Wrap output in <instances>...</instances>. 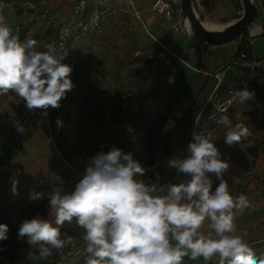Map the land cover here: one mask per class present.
<instances>
[{"label": "crops", "instance_id": "1", "mask_svg": "<svg viewBox=\"0 0 264 264\" xmlns=\"http://www.w3.org/2000/svg\"><path fill=\"white\" fill-rule=\"evenodd\" d=\"M39 1L36 0L39 6L52 10L60 21H69L74 10L75 0ZM155 1L112 0L115 13L104 22L106 36L96 39L90 51L87 37L77 43L80 63L96 65L97 71L91 77H77L75 87L62 101L61 111L34 119L23 137L21 150L7 165L0 164V213L11 217L13 225L36 216L54 220L49 216L47 199L30 200V193L53 189L73 191L88 164L87 159L78 155L84 153L92 157L100 152L103 142L110 140L116 141L113 147L136 157L154 150L160 156L159 166L172 173L156 184L179 183L187 178L182 179L181 174L169 167L168 160L188 155L187 145L193 131L211 133L222 158L230 161L224 179L235 181L245 170L257 173V179L245 194L252 207L237 214L235 223L237 234L250 244L255 256L264 255V196L261 195L264 190V37L251 35V27L245 34L251 60H259L254 64L251 77H256L260 90L255 91L256 88L251 86L252 100L245 101L230 113L233 125L244 124L251 135L229 146L224 142L226 129L223 125L208 123L213 112L208 100L217 86L213 75L221 72L222 65L234 56L235 51L228 46L237 42L222 47L201 45L185 30L184 24L183 32L160 34L158 15L151 11ZM0 3L5 5L0 9V16L9 25L13 20L14 26L21 28L19 37L22 41L39 39L50 30L42 19L25 17L22 5L16 7L18 16L13 15L11 19L7 13V0H0ZM27 10L32 12L29 6ZM154 39L171 54V68L175 72L173 85L161 98L153 95L152 64L143 55L144 50L158 46ZM85 55H91V59L86 61ZM224 88L222 84V97H225ZM15 97L11 92L0 95V146L11 134L16 113L14 110L11 113L8 108L14 105ZM57 118L63 121L62 127L57 126ZM111 148L101 151L107 152ZM13 178L19 181L15 196L11 194ZM213 181L214 190L218 181ZM204 230H208L207 222ZM61 232L74 239L82 238L83 234L75 221L72 224L66 222ZM69 246L53 250L48 262L65 263L64 254ZM38 256V247L19 243L14 259L16 264H39L43 261ZM218 260L214 257L207 264H218ZM184 264H205V261L185 257Z\"/></svg>", "mask_w": 264, "mask_h": 264}, {"label": "clouds", "instance_id": "2", "mask_svg": "<svg viewBox=\"0 0 264 264\" xmlns=\"http://www.w3.org/2000/svg\"><path fill=\"white\" fill-rule=\"evenodd\" d=\"M4 6L0 3V9ZM67 55L55 42L22 41L0 16V95L11 92L29 111L41 109L46 116L75 87L73 67L63 62ZM253 97L247 87L238 88L233 90L232 101L244 103ZM56 123L63 126L60 118ZM217 123L226 129L224 142L229 146L251 135L247 126L233 125L227 115H221ZM16 128L25 132L19 123ZM187 153L185 158L167 162L187 179L168 184L146 183L142 179L145 166L132 153L117 147L96 153L73 191L30 193V200L47 199L54 220L24 219L18 239L38 247V258L47 259L53 250L76 243L61 232L66 222L75 221L83 230L85 264H184L185 257L203 258L205 264L214 257L219 258L218 264H264L237 234V214L252 204L246 195L231 193L224 179L230 161L222 158L212 134L193 131ZM213 176L218 181L214 190ZM18 183L16 178L11 181L14 196ZM8 231L7 224H0V241L8 238Z\"/></svg>", "mask_w": 264, "mask_h": 264}, {"label": "built area", "instance_id": "3", "mask_svg": "<svg viewBox=\"0 0 264 264\" xmlns=\"http://www.w3.org/2000/svg\"><path fill=\"white\" fill-rule=\"evenodd\" d=\"M251 1L257 9V20L260 21L262 30L264 31V0ZM111 3L112 0H76L73 13L68 23L64 25H61L54 20L47 9L38 10L30 3L28 4L29 9L35 14H39L40 18L55 31V44L57 47L60 48L62 46V50L68 52V55L63 62L73 67V72L71 74L73 82L77 76L81 74H90L97 71V68H94L92 65H84L79 62L76 45L83 38L103 33L104 21L107 17L115 13L114 9L111 7ZM151 11L158 15L157 30L160 34H163L166 31L183 32V22L181 21V0H156ZM157 45L158 46L156 47L144 50L143 55L152 64V73L156 78L157 84L155 94L157 97L161 98L168 94L169 88L173 85L175 72L171 68V54L159 42H157ZM223 76L224 72L215 75L217 86L211 95L208 104H210L213 109L210 116H215L216 119H210L209 116V124L216 123L221 115H227L229 117L230 113L235 111L238 106L242 104L238 100L232 101L233 91H229L225 98L218 95L217 92L223 83ZM16 103L19 113L15 123L16 125L19 123L24 129L32 119L44 115L43 110L41 109L29 111L25 106V102L20 100L17 96ZM60 109L61 106L57 109L49 108L47 112L48 114L52 111L58 112ZM16 125L14 129V139L18 144L19 138L22 134L17 131ZM233 192L232 194L234 196L244 194L246 192V183L239 185V187L234 189ZM75 241L76 243L71 245L65 253L66 262L62 263L56 261L54 264H80L83 261L85 262L83 240L82 238H76Z\"/></svg>", "mask_w": 264, "mask_h": 264}, {"label": "rangeland", "instance_id": "4", "mask_svg": "<svg viewBox=\"0 0 264 264\" xmlns=\"http://www.w3.org/2000/svg\"><path fill=\"white\" fill-rule=\"evenodd\" d=\"M61 1H63V0H61ZM75 1H74V5H75ZM40 2L43 3V0H40L39 3ZM29 3L32 6L36 7L38 10L47 9L45 7L39 6L37 4L36 0H7V9H8L7 13L10 16V18L12 19L13 15L18 16L19 13H18L16 7L22 5L25 8V10H24L25 11L24 12L25 17L27 16V18H28V16H31L34 19L35 18L39 19L40 18L39 14H35L32 10H31L32 12L30 13L27 10ZM196 4H197V8L199 10L201 17L203 18V22L221 25L222 27H226V26L231 25L232 23H234L235 21L240 19L242 16V13H243L242 5L239 2V0H196ZM47 10L50 12L51 17L54 20H56L58 23H60L61 25L68 23V20L67 21L57 20L55 18L53 11L52 10L50 11L49 9H47ZM20 17H22V13L20 14ZM16 20H17V18H16ZM10 26L13 28L14 34L20 35L21 28L18 27V25H16V24L14 26L13 20H12ZM252 27H251V32H250L251 35H258L259 38L264 37V31L262 30V26H261L260 21L257 20V22H255ZM55 36H56L55 31L50 28V30L45 32L41 38H39V39L34 38V39L41 42L42 44L43 43H51L54 41ZM104 36H106V33H105L104 26H103V33L102 34L92 36V37H95L94 39H88L90 37H87L86 42L88 44L89 51H90V47L95 46L96 39H98L100 37H104ZM245 37H246V35H244L241 43L237 42L234 45L228 46L229 48H233V51H235V53H234V56L232 58L227 59L225 64L223 63L224 65H222V69H221L224 72L222 84L225 85V88H224L225 97L227 96L229 91H233L234 89H238V88L242 89L244 87H247L250 91H253L251 89V86H252V87L256 88V89L254 88L255 91L260 90V85H259V82H257L256 77L255 78L251 77L252 71L255 70L254 64H256L259 60L258 61L251 60V50H250L249 46L247 45V39ZM40 50H43V48H41ZM84 58L86 59V61H88L91 59V55H85ZM82 64L92 65L91 63H82ZM92 66L94 68H97L96 65H92ZM221 72L214 74L213 77H215V75H217ZM91 74L92 73H90V74L84 73V74H81L77 77H81V76L89 77L87 75H90V77H91ZM153 77H154V81H155L154 82V88H153V95H154V97H157L155 94V89H156L157 84H156V78H155L154 74H153ZM220 90H221V88L218 90L217 93L220 97H222L220 94ZM225 97H223V98H225ZM260 100H262V98ZM13 103H14V105L11 104L8 109H10L11 113H13L12 111L14 110V112L16 113L15 118H17L19 110H18V106L16 103V97H15V101L13 99ZM60 111H61V109H60ZM60 111H58V112H60ZM52 112H56V111H52ZM15 118H14L13 125L11 127L10 136L8 138H6V140L4 141V144H2V146H0V164L1 165H7L14 158L15 154H17L21 150V147H22L21 143H22L23 137L25 136V134L27 132V129H28L30 123L36 118L37 119L45 118V115L40 116V117H36V118L31 120V122L25 128V132L20 136L18 144L16 143V141L14 139V129H15V125H16V123H15L16 119ZM105 118L107 119L106 116H105ZM115 144H116V141H114V140L105 141L101 144L100 149L106 150L108 148L113 147ZM80 154L78 155V157L82 158L83 160L87 159L86 161H88V163H89V158L91 156L88 157V155H86L84 153H83V155L82 154L80 155ZM133 158L140 161L145 166L146 173H145V176L142 177V179L146 183H155L156 184V182L158 180L165 179L167 177L169 178V176L172 175V173L170 171L166 172V170H167L166 167H160L159 166L160 156H158L154 150H152L149 154H147L145 156H140V157L133 156ZM85 164H87V163H85ZM181 178L184 179L187 177H185L183 174H181ZM211 178L213 180L215 179L214 176ZM256 179H257V173H255L254 171H250V170L243 171L242 173L239 174V177L235 181H229L228 180V184H229V188H230L231 193L233 192L234 189L238 188L239 185H243L245 183H246V192H247V190L249 189L251 184ZM246 192L244 193V195L246 194ZM261 195L264 196V190L261 192ZM1 216L3 218L8 217V216L3 215V214ZM10 218L11 217H8L9 221H5L3 219L4 221L0 222V224H7L9 226V231L13 227V226H11L13 224H12V221H10ZM20 224H21L20 222H18V223L16 222L15 225H17V229L11 237L10 244H5V245L0 244V249H2V250H0V264H16L14 256L16 255L17 246L19 245V243H23V245L27 244L26 239H24V240L18 239L17 233H18V229H19ZM11 246L15 247V251L13 253L12 252L6 253L5 248L11 247ZM64 256H65V254H64ZM255 258L259 261V260L264 259V255L263 254L260 255L259 259L257 258V256H255ZM42 261H48V258L43 259ZM54 262H56V261H54ZM54 262L51 261L50 263H54Z\"/></svg>", "mask_w": 264, "mask_h": 264}, {"label": "water", "instance_id": "5", "mask_svg": "<svg viewBox=\"0 0 264 264\" xmlns=\"http://www.w3.org/2000/svg\"><path fill=\"white\" fill-rule=\"evenodd\" d=\"M242 5L240 19L221 31H208L203 25V18L199 14L196 0H181V21H187L191 27L193 38L201 45L208 47H222L238 42L257 21V9L251 0H239Z\"/></svg>", "mask_w": 264, "mask_h": 264}, {"label": "trees", "instance_id": "6", "mask_svg": "<svg viewBox=\"0 0 264 264\" xmlns=\"http://www.w3.org/2000/svg\"><path fill=\"white\" fill-rule=\"evenodd\" d=\"M2 214L0 213V222L1 221H9V219H8V217H2L1 216ZM4 219V220H3ZM11 226H13L12 227V229L7 233V236H8V238L7 239H5V240H2V241H0V244H10V241H11V237H12V235L14 234V232L16 231V229H17V225H11ZM5 251H6V253H13L14 251H15V247H13V246H11V247H6L5 248ZM262 255V254H261ZM258 259L260 258V256H258L257 257ZM39 264H54V263H50V262H48V261H43V262H41V263H39ZM80 264H85V262L83 261V262H81Z\"/></svg>", "mask_w": 264, "mask_h": 264}, {"label": "bare ground", "instance_id": "7", "mask_svg": "<svg viewBox=\"0 0 264 264\" xmlns=\"http://www.w3.org/2000/svg\"><path fill=\"white\" fill-rule=\"evenodd\" d=\"M199 11V10H198ZM200 13L198 12L197 13V16L199 15ZM203 25L204 27L208 30V31H221L223 29H225L226 27H222L221 25H216V24H213V23H207V22H203ZM184 27H185V30L190 34V35H193L192 33V30H191V27L189 25V23L187 21L184 22Z\"/></svg>", "mask_w": 264, "mask_h": 264}]
</instances>
